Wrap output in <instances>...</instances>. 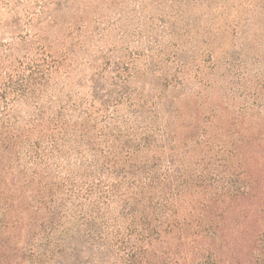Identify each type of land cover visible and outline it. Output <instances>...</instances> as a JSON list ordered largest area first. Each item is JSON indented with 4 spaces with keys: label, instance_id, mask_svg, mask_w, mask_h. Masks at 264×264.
Wrapping results in <instances>:
<instances>
[{
    "label": "rangeland",
    "instance_id": "obj_1",
    "mask_svg": "<svg viewBox=\"0 0 264 264\" xmlns=\"http://www.w3.org/2000/svg\"><path fill=\"white\" fill-rule=\"evenodd\" d=\"M0 137V242L45 243L62 207L67 256L124 264V195L180 196L205 234L157 255L264 264V0H0ZM84 215L102 240L76 233Z\"/></svg>",
    "mask_w": 264,
    "mask_h": 264
},
{
    "label": "trees",
    "instance_id": "obj_2",
    "mask_svg": "<svg viewBox=\"0 0 264 264\" xmlns=\"http://www.w3.org/2000/svg\"><path fill=\"white\" fill-rule=\"evenodd\" d=\"M1 141H5V139L0 137V142ZM53 145H55V141H53ZM129 174L133 176L134 172H129ZM150 175L154 176L156 174L151 173ZM115 177L117 180L110 190L112 195L111 198L108 196L109 200L115 199L114 196L121 193L120 191H122L123 188L121 181L118 179V175ZM138 181L145 185L140 188L139 185L135 186L136 184H134L135 187L140 188V196H144L146 194L145 190L152 188L154 185L153 180H149V182H147V180H145V182L144 180ZM88 191L93 192V189ZM108 197L105 196L104 198ZM124 197L125 199L122 200L119 205V216L130 221L131 224L128 225V228H126V235L120 230L116 237V246L119 245L120 248L124 250V264H179V261H176V253L169 251L168 253L163 252L162 254L157 255L158 252L155 250L156 245L163 241L164 236L178 241L185 240L190 236L187 235V231L194 228L195 233L190 237L194 236L195 238H198L202 235V233L205 234V231L197 230V227L193 226V224L190 223L187 218H181L179 215L180 210L179 208H176L175 205L181 201L182 197L180 196H172L169 200L167 199L165 201L162 200L158 202L157 205H153V198L150 195L147 198L149 201L147 203H143L144 200L138 199L137 197L131 198L132 201L126 200L125 195ZM169 201L171 202L170 204H168ZM62 209V207H59L58 210L60 211L50 213L44 218L41 228L44 232V234H42L43 237L47 238L45 243H41L37 247L33 245V243L37 241L35 240V237H37L36 233L30 234L31 242H33L32 244L29 242L30 247L24 248V252L19 250L17 247H13L10 242H0V264H11L8 260L9 257L6 256V254H15L16 256L17 253H20V255L22 254V260H27L29 262L33 258H36V260H44L50 257L51 260H49V263L64 264L63 260L66 259L65 257H69L70 259L74 260V264H77L81 257H74L73 255L67 256L66 253L68 248L66 246V240L61 238V240L54 241L51 239V236H54L55 232L59 230L58 223H60V218L63 216ZM85 215L84 217L80 216L78 218L80 225L82 224V228L79 226L76 230V233L78 234L83 232V238L87 234L90 242L102 240V232L95 228L94 225L85 223L87 221V216ZM5 217L6 215L4 214L3 219ZM2 222L4 221H0V235L4 234V231L8 229V226H3ZM197 226L199 227V225ZM123 237L133 240L134 242H125L126 240H123ZM164 257L165 260L161 261V258ZM158 258H160L159 261L157 260ZM42 264H48V262ZM208 264H211L210 260L208 261Z\"/></svg>",
    "mask_w": 264,
    "mask_h": 264
}]
</instances>
